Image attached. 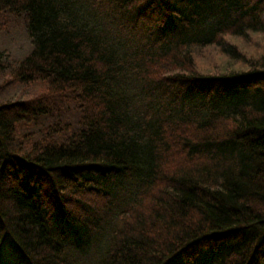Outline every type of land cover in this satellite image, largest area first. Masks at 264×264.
Listing matches in <instances>:
<instances>
[{
	"label": "trees",
	"instance_id": "obj_1",
	"mask_svg": "<svg viewBox=\"0 0 264 264\" xmlns=\"http://www.w3.org/2000/svg\"><path fill=\"white\" fill-rule=\"evenodd\" d=\"M12 22L0 251L264 264V0H0Z\"/></svg>",
	"mask_w": 264,
	"mask_h": 264
},
{
	"label": "rangeland",
	"instance_id": "obj_2",
	"mask_svg": "<svg viewBox=\"0 0 264 264\" xmlns=\"http://www.w3.org/2000/svg\"><path fill=\"white\" fill-rule=\"evenodd\" d=\"M23 25L20 23H11L10 29L7 33H0V48L3 46L7 47L12 44V47L19 43L21 31L23 30ZM9 91L0 90V99L10 100ZM4 93V94H3ZM1 240V239H0ZM0 264H27L23 261L20 256L18 249L11 243V245H3L0 251Z\"/></svg>",
	"mask_w": 264,
	"mask_h": 264
}]
</instances>
